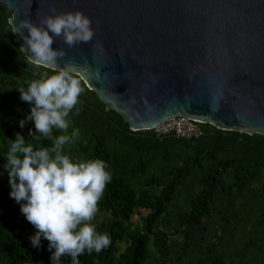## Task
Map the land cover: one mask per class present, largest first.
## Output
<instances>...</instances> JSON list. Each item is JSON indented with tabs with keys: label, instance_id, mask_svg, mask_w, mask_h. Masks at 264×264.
Wrapping results in <instances>:
<instances>
[{
	"label": "trees",
	"instance_id": "1",
	"mask_svg": "<svg viewBox=\"0 0 264 264\" xmlns=\"http://www.w3.org/2000/svg\"><path fill=\"white\" fill-rule=\"evenodd\" d=\"M11 16L0 5V264H52L47 239L33 247L37 229L10 197L3 167L7 141L17 132L34 147L51 145L30 135L38 134L34 121L19 124L32 107L19 87L52 70L29 62ZM81 81L69 128L80 135L64 151L77 160L102 159L112 175L90 221L111 244L85 251L81 264H264V135L211 124H200L204 135L196 140L133 131ZM70 261L62 257V264Z\"/></svg>",
	"mask_w": 264,
	"mask_h": 264
},
{
	"label": "water",
	"instance_id": "2",
	"mask_svg": "<svg viewBox=\"0 0 264 264\" xmlns=\"http://www.w3.org/2000/svg\"><path fill=\"white\" fill-rule=\"evenodd\" d=\"M0 5L16 25L66 12L89 16L96 30L92 41L70 47L62 37L54 39L53 49L66 51L58 67L71 63L133 131L188 117L225 131L264 135V0H0ZM22 51L29 59L31 53Z\"/></svg>",
	"mask_w": 264,
	"mask_h": 264
},
{
	"label": "clouds",
	"instance_id": "3",
	"mask_svg": "<svg viewBox=\"0 0 264 264\" xmlns=\"http://www.w3.org/2000/svg\"><path fill=\"white\" fill-rule=\"evenodd\" d=\"M53 11H55L53 9ZM12 32L23 37L29 62L37 67L51 69L38 74L39 78L19 87L20 99L29 102L30 114L21 119V128L28 121L35 122L37 132L30 135L36 141L47 139L50 146L34 147L17 132L8 139L4 155V169L9 178L10 197L20 204L21 212L35 226L30 237L33 247L41 246V237L49 241L53 250L52 264H62V257L70 256V264H81L79 257L87 251L101 252L111 244L109 234L96 231L90 223L98 203L112 175L102 159H75L66 154L64 146L79 138L80 130L73 128L70 115L78 114L82 81L72 70V64L58 67L57 58L64 57L63 48L53 49L56 37H62L70 47L93 40L92 19L82 11L66 12L41 17L37 24L23 19L14 24ZM25 29L29 35H25ZM52 33V35H50ZM97 47L102 45L97 42ZM99 74V73H98ZM75 109V112L73 111ZM53 129L61 134L54 135Z\"/></svg>",
	"mask_w": 264,
	"mask_h": 264
},
{
	"label": "built area",
	"instance_id": "4",
	"mask_svg": "<svg viewBox=\"0 0 264 264\" xmlns=\"http://www.w3.org/2000/svg\"><path fill=\"white\" fill-rule=\"evenodd\" d=\"M201 122L188 117L172 119L153 131L158 138L175 136L177 139L196 140L204 135Z\"/></svg>",
	"mask_w": 264,
	"mask_h": 264
},
{
	"label": "rangeland",
	"instance_id": "5",
	"mask_svg": "<svg viewBox=\"0 0 264 264\" xmlns=\"http://www.w3.org/2000/svg\"><path fill=\"white\" fill-rule=\"evenodd\" d=\"M202 124H204V123H202ZM137 218H138V216H135L134 221L137 220Z\"/></svg>",
	"mask_w": 264,
	"mask_h": 264
}]
</instances>
